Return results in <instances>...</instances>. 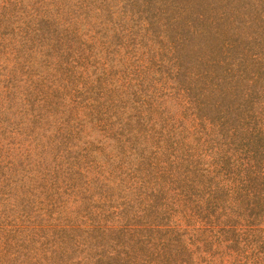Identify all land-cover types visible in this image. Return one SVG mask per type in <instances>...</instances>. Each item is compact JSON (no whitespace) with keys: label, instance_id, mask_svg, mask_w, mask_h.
Wrapping results in <instances>:
<instances>
[{"label":"rangeland","instance_id":"obj_1","mask_svg":"<svg viewBox=\"0 0 264 264\" xmlns=\"http://www.w3.org/2000/svg\"><path fill=\"white\" fill-rule=\"evenodd\" d=\"M0 264H264V0H0Z\"/></svg>","mask_w":264,"mask_h":264}]
</instances>
